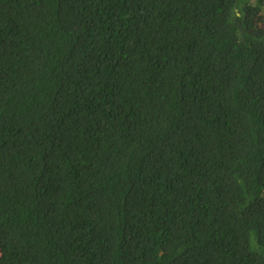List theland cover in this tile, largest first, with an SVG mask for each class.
I'll return each instance as SVG.
<instances>
[{"label": "trees", "instance_id": "16d2710c", "mask_svg": "<svg viewBox=\"0 0 264 264\" xmlns=\"http://www.w3.org/2000/svg\"><path fill=\"white\" fill-rule=\"evenodd\" d=\"M0 264H264V0H0Z\"/></svg>", "mask_w": 264, "mask_h": 264}]
</instances>
